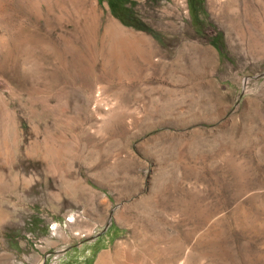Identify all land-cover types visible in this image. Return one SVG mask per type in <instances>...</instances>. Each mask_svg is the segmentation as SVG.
<instances>
[{"label": "rangeland", "instance_id": "374dc122", "mask_svg": "<svg viewBox=\"0 0 264 264\" xmlns=\"http://www.w3.org/2000/svg\"><path fill=\"white\" fill-rule=\"evenodd\" d=\"M259 74L264 0H0V264H264Z\"/></svg>", "mask_w": 264, "mask_h": 264}, {"label": "trees", "instance_id": "16d2710c", "mask_svg": "<svg viewBox=\"0 0 264 264\" xmlns=\"http://www.w3.org/2000/svg\"><path fill=\"white\" fill-rule=\"evenodd\" d=\"M111 5L113 6V11L117 13L119 8H123V4L127 2V0H109ZM125 8V7H124Z\"/></svg>", "mask_w": 264, "mask_h": 264}, {"label": "water", "instance_id": "95a60500", "mask_svg": "<svg viewBox=\"0 0 264 264\" xmlns=\"http://www.w3.org/2000/svg\"><path fill=\"white\" fill-rule=\"evenodd\" d=\"M264 74H259V75H255V76H252V78L253 79H257V78H259V77H261V76H263ZM111 218H112V215H111Z\"/></svg>", "mask_w": 264, "mask_h": 264}]
</instances>
